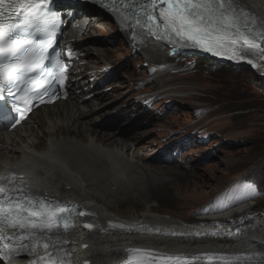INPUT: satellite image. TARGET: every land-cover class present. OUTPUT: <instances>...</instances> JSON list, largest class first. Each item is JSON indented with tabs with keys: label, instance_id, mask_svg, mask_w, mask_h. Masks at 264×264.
Wrapping results in <instances>:
<instances>
[{
	"label": "bare ground",
	"instance_id": "1",
	"mask_svg": "<svg viewBox=\"0 0 264 264\" xmlns=\"http://www.w3.org/2000/svg\"><path fill=\"white\" fill-rule=\"evenodd\" d=\"M237 3L264 23V0H237ZM67 5L72 6L74 11L69 9L66 14L73 18L69 19L70 28L67 29L65 42L81 57L72 72L74 82L69 81L70 100L44 105L14 131L0 134V177L7 178L0 182L9 188L23 189L28 194L74 208L73 226L67 230L60 229L55 234H45L43 242L36 245L35 255H46H41L43 243H55V248L50 247L47 251L58 256L65 264H125L126 257L136 248L155 257L166 253L171 257L191 258L180 264H264V225L260 226L258 218L246 223L220 226L222 221L231 219L235 213L252 206V203L202 217L200 220L207 221V225L195 226L185 220L181 222L165 215L150 214L149 208L153 205H148L138 217H120L111 213L114 198L123 201L131 198L134 205L142 203L138 199L140 196L160 197L159 182L150 187L145 182L151 178L163 179L164 175L132 160L131 152L138 157H142V153L137 154L139 148L120 138L121 130L104 132L106 136L102 138L93 127L114 126L112 111H106L108 104L102 99L106 93L103 94V90L95 92L97 86L94 87L93 83L102 76L101 84L109 83L107 78L115 70L103 68L104 71L97 75V66L85 72L87 66L83 61L93 57L99 59L101 54L108 59L106 55H109V48L102 50L93 47L101 41L94 38L91 32H100L101 29L102 33H113L116 28L117 35L124 33L129 39L126 21L124 18L112 21L104 13L98 14L99 11L93 7L80 6L74 1H69ZM86 19L88 25H83ZM141 38L136 36L129 39L138 55L145 62L163 64L166 73L174 74L175 70L169 65V56L162 52V42ZM167 47H164L165 50ZM213 55L228 58V55ZM78 76H81L80 79L76 78ZM262 77L264 79V73ZM84 78H87L86 81ZM166 93L167 89L162 88L131 103L145 116L151 108L144 105L148 97L163 95V99L159 100L163 102L168 99ZM178 143L180 140L162 150L158 147L155 156L168 154L170 148ZM81 212L89 215L82 216ZM88 224L92 227L85 226ZM171 224L185 231L173 228ZM256 226L258 231H254ZM167 262L169 264L170 261Z\"/></svg>",
	"mask_w": 264,
	"mask_h": 264
},
{
	"label": "rangeland",
	"instance_id": "2",
	"mask_svg": "<svg viewBox=\"0 0 264 264\" xmlns=\"http://www.w3.org/2000/svg\"><path fill=\"white\" fill-rule=\"evenodd\" d=\"M105 27L110 28L107 25ZM114 29L113 33H102L101 29L100 32L95 30L97 33L91 32L94 38L101 41L93 47L102 50L109 48V55H106L108 59H104L101 54L99 59L93 57L89 61L85 60V72L97 66V75L107 67L116 71L107 78L109 83L101 84L103 76L93 83L94 87L97 86L95 92L103 90L102 93H106L102 99L108 104L106 111H112L114 126L93 127L102 138L106 136L105 133L121 130L120 138L127 140L132 147L139 148L137 154L142 153V157H138L135 152H131L132 160L163 174L164 178H151L145 182L147 187L156 186L159 182L160 197L140 196L138 199L142 203L134 205L131 198L127 201L114 198L111 201L114 207L111 213L120 217H138L148 205H153L149 208L150 214L190 222L196 220V212L215 209L224 212L221 209L226 203L240 201L236 193H242L251 183L261 179L264 154L256 158L254 148L264 147L263 77L242 67H237L240 70L237 72L229 69L211 70L209 66L212 62L207 64L203 61L195 62L199 71L191 75V61L197 57L190 55L195 53L177 52L172 47L163 50L175 70L174 74H168L160 69L161 63L145 62L124 33L117 35V29ZM158 76L162 77L156 79ZM153 79L156 81L148 84L145 90L152 94L166 88L168 99L163 103L156 101L162 95L158 99L155 96L154 100L146 104L151 106L150 113L142 116L143 111L139 112L140 109L134 107L131 101L146 96L140 94L138 89ZM205 108L209 113L199 117L200 110ZM181 133L196 136L174 150L177 157L172 164H163L162 159L166 161L167 157H156L157 148L162 150L177 138H173V135ZM242 196L245 195L242 193ZM249 203L252 206L244 212V218L253 216L264 223V186L262 191L252 195ZM233 216L240 219L237 214Z\"/></svg>",
	"mask_w": 264,
	"mask_h": 264
},
{
	"label": "snow or ice",
	"instance_id": "3",
	"mask_svg": "<svg viewBox=\"0 0 264 264\" xmlns=\"http://www.w3.org/2000/svg\"><path fill=\"white\" fill-rule=\"evenodd\" d=\"M47 2L0 0V57L16 59L15 63L0 62V99L5 94L14 95L12 89L20 79L18 72L22 66L17 51L27 43L25 39L12 38L10 33L12 29L20 27V23L16 22L20 16L36 14ZM6 4L7 8H4ZM141 9L143 20L138 17L136 23L157 39L191 42L193 46L215 55H228L230 59L244 60L249 56L264 59V47L258 42L264 41V23L238 6L237 0H147ZM247 62L256 67L252 59ZM19 91L21 89L17 88ZM24 116L25 112L20 111L15 123H19ZM4 179L7 178L0 177V180ZM73 212L74 208L61 206L59 202L47 201L23 189H12L0 183V229L12 230L11 236L0 231V260L26 252L29 245L31 254L35 255L36 245L43 242L45 234H55L61 228L67 230L73 226L69 219ZM80 215L89 213L81 212ZM85 226L92 227L90 224ZM24 233L28 234L27 239ZM5 240L9 243H3ZM13 244L19 247L15 248ZM50 247L55 248V243H43L47 264H57L59 257L47 251ZM179 260V257H166V262L176 261L179 264ZM32 264H45V258L38 257ZM60 264L63 262L60 261Z\"/></svg>",
	"mask_w": 264,
	"mask_h": 264
},
{
	"label": "trees",
	"instance_id": "4",
	"mask_svg": "<svg viewBox=\"0 0 264 264\" xmlns=\"http://www.w3.org/2000/svg\"><path fill=\"white\" fill-rule=\"evenodd\" d=\"M196 61H203L206 62L207 64L211 63L210 60H205L204 57H198L193 63L192 66V71L190 72L191 75L198 73L199 67H197V63L195 64ZM211 70H218V69H229L232 72H237L240 71L238 68L234 67H229V66H216L215 64H210L209 66ZM243 108H249L248 106H243ZM255 149V157L258 158L260 155L264 154V147L262 146H257ZM262 186H264V165L262 166L261 170V179H259L256 183H251V185L246 188L242 193L243 195H246L247 197H252V195L258 193L259 191H262Z\"/></svg>",
	"mask_w": 264,
	"mask_h": 264
}]
</instances>
